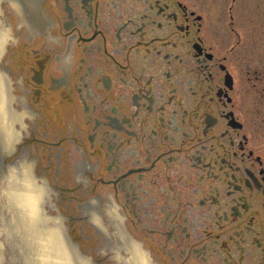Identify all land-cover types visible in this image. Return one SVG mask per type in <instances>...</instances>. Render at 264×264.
Instances as JSON below:
<instances>
[{"label":"flooded vegetation","instance_id":"flooded-vegetation-1","mask_svg":"<svg viewBox=\"0 0 264 264\" xmlns=\"http://www.w3.org/2000/svg\"><path fill=\"white\" fill-rule=\"evenodd\" d=\"M3 1L26 159L106 259L264 264V63L237 50V0Z\"/></svg>","mask_w":264,"mask_h":264},{"label":"water","instance_id":"water-1","mask_svg":"<svg viewBox=\"0 0 264 264\" xmlns=\"http://www.w3.org/2000/svg\"><path fill=\"white\" fill-rule=\"evenodd\" d=\"M1 4L0 264H82L86 259H90L92 264H99V261H104L105 264H117L118 254L114 256L115 258L106 259L105 255L111 254L112 250L109 248L108 242L102 240V233L99 230L96 233L97 229L89 224L97 258L91 259L81 251L68 229L62 208L61 213L63 215L61 213L57 214L55 208L61 206V202L57 201L55 195L51 193L52 189L48 181L38 173L35 161L26 159L27 153L24 151L26 138L23 139L26 129L24 121L26 115L23 114L26 113V110L22 109L21 111L18 101H16L17 97L15 98V95L18 94L12 93L11 82L6 75L7 72H4L8 68L5 63L7 53L5 50H10L9 42L12 35L10 33V38L6 35L5 30H11L10 23L6 22L10 18L4 10L2 2ZM12 7L18 10L19 5L12 2ZM21 120L23 121V127ZM21 132L22 136L17 142V134ZM5 154H7L8 161L4 166L1 157ZM22 165L24 170L15 173L14 170L21 168ZM34 171L42 179H39ZM49 183L53 186L52 182L49 181ZM51 210H55L56 213L51 214ZM107 213L112 220L118 217L117 212L111 206L108 208ZM90 218L99 229L103 228L100 215L96 211L92 210ZM115 225L118 236L124 237L121 223H115ZM136 245L134 242L127 243L130 257L120 258L119 264H137L135 259ZM74 250L78 253L79 259L74 254ZM115 253H117V250Z\"/></svg>","mask_w":264,"mask_h":264},{"label":"rangeland","instance_id":"rangeland-1","mask_svg":"<svg viewBox=\"0 0 264 264\" xmlns=\"http://www.w3.org/2000/svg\"><path fill=\"white\" fill-rule=\"evenodd\" d=\"M3 7L15 26L9 4L3 2ZM235 27L238 32L237 37L234 39L237 43V50H242L243 54H247L254 63H264V0H237L235 6ZM8 51L5 56L6 65H8L10 60ZM14 92L18 94L15 90ZM36 166L38 173L43 176L42 169L39 165L36 164ZM50 182L53 183V181ZM61 208L68 229L81 251L90 256L91 259L97 258L93 235L88 224L86 225L84 221L80 223L73 219L79 217L78 212L71 211L69 216L62 203ZM55 213V210H51V214ZM73 230L76 231L73 232ZM99 264H105V262L99 261Z\"/></svg>","mask_w":264,"mask_h":264},{"label":"clouds","instance_id":"clouds-1","mask_svg":"<svg viewBox=\"0 0 264 264\" xmlns=\"http://www.w3.org/2000/svg\"><path fill=\"white\" fill-rule=\"evenodd\" d=\"M5 31H6V35H8L10 38L11 30L6 29ZM23 115H26V113ZM21 124L23 127V121L22 120H21ZM20 136H22V132L17 134V142H18ZM23 170H24V166L22 165L21 168L14 170V172L19 173ZM135 259L137 261V264H153V262L151 260V254L146 249H143L142 247H140L138 244L135 246ZM119 260H120V257H119V255H117V264H119ZM82 264H92V262L90 259H86L82 262Z\"/></svg>","mask_w":264,"mask_h":264},{"label":"snow or ice","instance_id":"snow-or-ice-1","mask_svg":"<svg viewBox=\"0 0 264 264\" xmlns=\"http://www.w3.org/2000/svg\"><path fill=\"white\" fill-rule=\"evenodd\" d=\"M74 254L77 255V258L79 259V255L75 250H74Z\"/></svg>","mask_w":264,"mask_h":264},{"label":"bare ground","instance_id":"bare-ground-1","mask_svg":"<svg viewBox=\"0 0 264 264\" xmlns=\"http://www.w3.org/2000/svg\"><path fill=\"white\" fill-rule=\"evenodd\" d=\"M89 257V256H88ZM90 258V257H89Z\"/></svg>","mask_w":264,"mask_h":264}]
</instances>
